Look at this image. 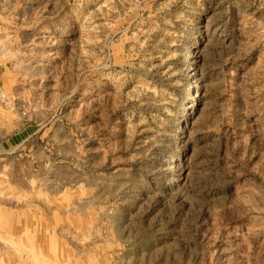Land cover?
<instances>
[{"label":"rangeland","instance_id":"1","mask_svg":"<svg viewBox=\"0 0 264 264\" xmlns=\"http://www.w3.org/2000/svg\"><path fill=\"white\" fill-rule=\"evenodd\" d=\"M0 264H264V0H0Z\"/></svg>","mask_w":264,"mask_h":264}]
</instances>
